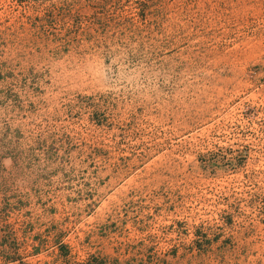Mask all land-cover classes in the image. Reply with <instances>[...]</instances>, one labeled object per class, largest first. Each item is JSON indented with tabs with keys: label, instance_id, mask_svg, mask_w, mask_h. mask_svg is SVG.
<instances>
[{
	"label": "rangeland",
	"instance_id": "rangeland-1",
	"mask_svg": "<svg viewBox=\"0 0 264 264\" xmlns=\"http://www.w3.org/2000/svg\"><path fill=\"white\" fill-rule=\"evenodd\" d=\"M0 264H264V0H0Z\"/></svg>",
	"mask_w": 264,
	"mask_h": 264
}]
</instances>
